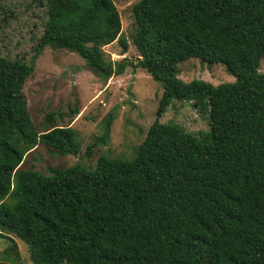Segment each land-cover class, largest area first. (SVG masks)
<instances>
[{
    "label": "trees",
    "instance_id": "16d2710c",
    "mask_svg": "<svg viewBox=\"0 0 264 264\" xmlns=\"http://www.w3.org/2000/svg\"><path fill=\"white\" fill-rule=\"evenodd\" d=\"M39 5V49L74 53L104 80L141 69L163 94L132 159L23 170L37 145L66 156L79 142L70 127L35 130L22 94L33 63L0 56V239L9 242L0 264H20L9 234L32 264H264V0H139L127 37L113 0ZM113 42L122 55L131 44L135 61L106 60ZM187 60L221 64L234 82H184ZM173 101L206 112L209 130L159 122Z\"/></svg>",
    "mask_w": 264,
    "mask_h": 264
},
{
    "label": "rangeland",
    "instance_id": "374dc122",
    "mask_svg": "<svg viewBox=\"0 0 264 264\" xmlns=\"http://www.w3.org/2000/svg\"><path fill=\"white\" fill-rule=\"evenodd\" d=\"M138 1L113 0L125 37L131 30L132 6ZM46 19V8L39 5V0H0V56L33 63V73L24 82L22 94L35 130L39 133L51 127H70L76 133L79 152L60 156L37 145L25 155L20 169L47 174L48 168L65 170L78 164L91 171L100 156L132 159L156 119L162 86L141 69L127 68L121 76L104 80L74 53L39 49ZM102 51L111 62L137 58L131 44L123 55L117 42ZM178 65V78L184 82L196 79L214 86L234 82L221 64L208 66L187 60ZM258 67V72L264 74V56ZM51 114L53 119L48 123ZM109 115L112 123L108 139L97 142L104 133L103 120ZM159 122L178 124L195 135L209 130L207 113L184 102L173 101ZM7 236L17 247L20 264H32L25 243ZM8 245L7 239H0V262H5Z\"/></svg>",
    "mask_w": 264,
    "mask_h": 264
}]
</instances>
